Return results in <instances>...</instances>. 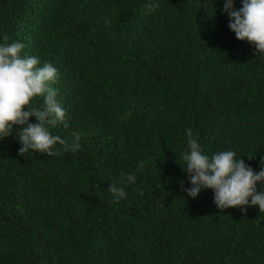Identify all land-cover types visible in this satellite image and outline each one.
I'll return each mask as SVG.
<instances>
[{"label":"trees","instance_id":"1","mask_svg":"<svg viewBox=\"0 0 264 264\" xmlns=\"http://www.w3.org/2000/svg\"><path fill=\"white\" fill-rule=\"evenodd\" d=\"M151 2L0 0V44L58 70L69 126L48 130L83 134L53 157L0 139V264H264V212L189 197L182 159L191 129L203 154L264 168V54L230 30L224 0ZM121 172L136 182L116 201Z\"/></svg>","mask_w":264,"mask_h":264},{"label":"clouds","instance_id":"2","mask_svg":"<svg viewBox=\"0 0 264 264\" xmlns=\"http://www.w3.org/2000/svg\"><path fill=\"white\" fill-rule=\"evenodd\" d=\"M159 6L153 0L146 5L147 13L155 12ZM223 11L230 18L229 28L236 38L248 41L258 54H264V0H242L239 10L234 8V0H224ZM3 40L0 44V139L15 132L21 144V156L29 150L48 157L58 156V144L64 146L65 151L79 150L82 133L73 132L72 143H69L48 130L58 124L69 126L66 112L57 100V91L51 86L58 78L57 68L51 63L38 67V57L22 55L23 43L13 41L9 44L7 35ZM34 97H43L42 108L31 105ZM30 117H35L37 122L29 123ZM186 135L188 150L182 153V159L186 165L183 170L188 173L192 185L186 189L189 197L195 198L202 189H212L214 203L220 209L239 207L246 212L247 206H258L259 211L264 212V191H257V183L264 181V168L254 172L231 150L205 155L191 129L186 130ZM140 167H143L142 162ZM135 182V175L121 172L108 191L119 201L126 197L123 185Z\"/></svg>","mask_w":264,"mask_h":264}]
</instances>
